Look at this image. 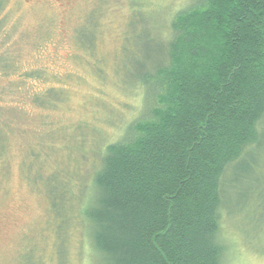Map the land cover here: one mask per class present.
Returning <instances> with one entry per match:
<instances>
[{"label":"trees","instance_id":"16d2710c","mask_svg":"<svg viewBox=\"0 0 264 264\" xmlns=\"http://www.w3.org/2000/svg\"><path fill=\"white\" fill-rule=\"evenodd\" d=\"M168 21L164 62L137 87L141 115L89 155L86 182L75 163L44 178L40 152L26 154L49 217L78 199L71 227L89 264H222L228 179L264 123V0H198Z\"/></svg>","mask_w":264,"mask_h":264},{"label":"rangeland","instance_id":"374dc122","mask_svg":"<svg viewBox=\"0 0 264 264\" xmlns=\"http://www.w3.org/2000/svg\"><path fill=\"white\" fill-rule=\"evenodd\" d=\"M197 1L0 0V264L90 263L83 227H71L78 199L66 195L67 219L49 217L28 149L40 152L44 178L79 167L86 182L99 147L141 115L137 87L164 62L168 19ZM262 125L228 179L222 264H264Z\"/></svg>","mask_w":264,"mask_h":264},{"label":"flooded vegetation","instance_id":"af4514ba","mask_svg":"<svg viewBox=\"0 0 264 264\" xmlns=\"http://www.w3.org/2000/svg\"><path fill=\"white\" fill-rule=\"evenodd\" d=\"M28 1H33V0H28Z\"/></svg>","mask_w":264,"mask_h":264}]
</instances>
